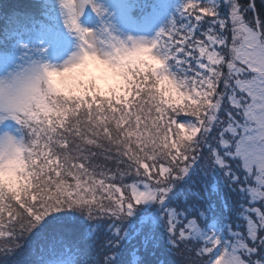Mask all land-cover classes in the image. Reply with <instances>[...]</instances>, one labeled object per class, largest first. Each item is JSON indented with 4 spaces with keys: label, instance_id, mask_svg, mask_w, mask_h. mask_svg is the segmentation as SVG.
Masks as SVG:
<instances>
[{
    "label": "snow or ice",
    "instance_id": "1",
    "mask_svg": "<svg viewBox=\"0 0 264 264\" xmlns=\"http://www.w3.org/2000/svg\"><path fill=\"white\" fill-rule=\"evenodd\" d=\"M0 264H264V0L9 13Z\"/></svg>",
    "mask_w": 264,
    "mask_h": 264
},
{
    "label": "trees",
    "instance_id": "2",
    "mask_svg": "<svg viewBox=\"0 0 264 264\" xmlns=\"http://www.w3.org/2000/svg\"><path fill=\"white\" fill-rule=\"evenodd\" d=\"M33 2H35V0H0V26L3 25L5 17L13 10L22 8ZM241 2L243 3L245 0H241ZM257 3L259 4V0H257Z\"/></svg>",
    "mask_w": 264,
    "mask_h": 264
},
{
    "label": "rangeland",
    "instance_id": "3",
    "mask_svg": "<svg viewBox=\"0 0 264 264\" xmlns=\"http://www.w3.org/2000/svg\"><path fill=\"white\" fill-rule=\"evenodd\" d=\"M163 22H164V18L162 17V18L160 19V21L157 22V24L159 25V24H162ZM224 71L226 72L227 69L225 68Z\"/></svg>",
    "mask_w": 264,
    "mask_h": 264
}]
</instances>
